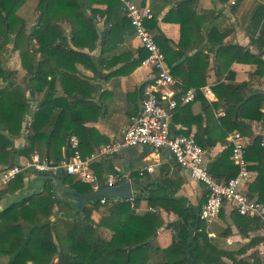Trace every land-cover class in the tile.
<instances>
[{
	"label": "trees",
	"instance_id": "obj_1",
	"mask_svg": "<svg viewBox=\"0 0 264 264\" xmlns=\"http://www.w3.org/2000/svg\"><path fill=\"white\" fill-rule=\"evenodd\" d=\"M27 1L0 0V164L5 166L17 164L20 157L31 158L35 153L41 160L59 164L64 159V148L71 155L69 139L74 134L78 136V130L72 123L64 122V114L72 109V104L62 106L59 115H55L57 106L61 104L59 99L54 98L56 83L61 78L62 89L73 99H78L79 85L73 84V80L80 82L77 74L80 71L76 65L82 63L95 69L88 51L97 46V15H105L107 22L113 24L108 33L117 31L113 21V17H117L118 23L115 25L121 26L125 32L131 26L134 34L129 18L121 11L120 0H38L35 9L39 11V16L30 26L28 20L19 14ZM145 1L142 0L141 5H145ZM220 1L226 4L229 0ZM241 1L234 0L229 5L233 13L238 11ZM95 3H106L107 9L101 11L94 8ZM196 4L197 0H180L176 7L170 9V14L180 15L175 20L181 29L180 40L175 43L176 49L161 45V38L163 42H169L162 34H155V29L159 30L156 26L159 9L155 11L151 8L154 18L147 24L165 54L172 75L183 80L185 89L196 87L197 98H202L205 110H210L211 114L214 109H224V116L215 120L217 131H212L209 125L211 118H208V125L200 133L196 132L194 138L204 150L213 148L219 142L226 145L216 159L207 165V169L217 181L227 182L239 171L232 160V144L227 141L228 135L239 132L245 137H252V122L264 121V94L253 88L255 76H264V0H253L243 17L250 31L249 45L259 53H252L248 46L226 44L224 37L232 31V26L222 12L212 8L199 14ZM170 16L165 19H171ZM223 23H226V28ZM202 29L207 31L204 38L207 44H191V31L200 33ZM10 51L20 55L22 74L5 67V59ZM210 51L214 52L218 67L227 73L228 80L213 86L217 100L212 104L207 103L198 90L206 83L205 70ZM145 55H141L133 67L139 66ZM184 56L186 59L174 66ZM244 56L256 68L251 72L253 79L237 82L231 67L233 63L244 60ZM194 65L201 66L199 73ZM183 68L186 71H181ZM69 84H73V88ZM39 93H44V99L35 104V94ZM91 93L90 89L89 95ZM175 109H181L180 105ZM25 132L29 147L12 148L13 140ZM184 135H189V132ZM79 141L83 156H88L100 146L87 148L81 139ZM245 158L247 163L251 162L247 165L248 170L256 173L245 192L264 204V136H257L253 142L246 143ZM29 172L32 171L22 172L1 189L0 197L23 188L24 178ZM58 176L63 181L71 175L61 171ZM97 177L99 179L100 176ZM42 180L40 191L0 210V264H228L224 257L232 260L230 264H252L251 259L258 257L255 252L236 258V255L251 248L252 243L237 251L217 248L206 232V222L199 219L202 206L185 207L179 200L168 198L160 192L149 195L150 205L154 208L163 205L169 211H175L180 218L179 229L173 233L169 247L161 248L156 242L157 233L164 225L160 213H136L141 196L133 201L106 198L105 203H101V200L91 203L97 208L105 207L102 227L113 232L110 238H106L99 226L80 215L75 205L55 197L53 180ZM69 183L80 193L94 191L90 184L74 181V178ZM167 201L170 205L166 204ZM56 207L58 215L54 218ZM234 212L240 216L238 226L242 227L240 232L243 235H247L249 230L264 228L259 218L241 215L236 210ZM259 240L262 238H253V241Z\"/></svg>",
	"mask_w": 264,
	"mask_h": 264
},
{
	"label": "crops",
	"instance_id": "obj_2",
	"mask_svg": "<svg viewBox=\"0 0 264 264\" xmlns=\"http://www.w3.org/2000/svg\"><path fill=\"white\" fill-rule=\"evenodd\" d=\"M141 1L142 0H136L138 4H141ZM179 1L180 0L145 1V5L150 6L152 9H155V11H158V9L160 10L157 16L158 23L156 25L159 30L155 29V34H162L165 37V40L168 41L169 44L163 42L161 38V45H165L167 48L172 46L176 49L175 43H178L181 37L180 24L175 21L180 15L176 13L170 14V9L176 7ZM233 1L234 0H229L228 3L223 4L220 0H197L196 10L199 14L204 10H211L212 8L216 11L220 10L226 21L232 26V31L225 35L224 42L226 44L237 43L242 46H248L252 53H259L254 46L249 45L250 31L246 26L247 23L243 21V17L253 0L241 1L236 13H233L229 6ZM93 7L105 11L107 9V4L95 3ZM169 16L171 19H165V17ZM113 19L117 31L110 34L108 31L111 30L113 24L107 22L105 15H97L96 17L95 23L99 35L98 42L94 50L88 51V54L93 58L95 69H90L82 63L76 65L77 69L80 71L77 73L80 82L73 80V84L79 85L78 99H73L71 95L62 89L61 78H59L56 83L54 98L59 99L61 104L57 106L55 115H59L58 113L63 109L62 106L67 107L69 104H72V109L64 114V122L68 124L72 123L77 127L78 136L74 135L78 140L81 139L84 147L87 148L101 146L122 135L123 131L141 110L144 88L151 81L153 76L152 68L143 63V60L147 56V51L141 46L135 33L133 34L131 26H129V29L125 32L121 26L115 25L118 23L117 17H113ZM209 21L208 19L207 22ZM150 22H152V20H150L149 23ZM224 26L225 28L227 27L226 23ZM205 30L206 29H202L200 33L192 30L189 36V42L191 44H207L206 40H204L207 36V31ZM141 48H143V50H141ZM193 52L194 51L190 54ZM204 52L207 53V50ZM144 53H146V55L142 63L137 67H133L138 58L141 55L143 56ZM208 54L209 64L205 70L206 83L200 86L198 90L201 92L205 101L212 104L217 100L215 93L213 97H206L201 91V88L210 86L213 89V86L218 82H227L228 80L226 79L227 73L221 71L218 67L214 52L210 51ZM12 57L18 58L17 54H12ZM262 57L264 58V53ZM184 58L186 59V56H184ZM244 58V60L233 63L231 67V70L235 71L237 82L250 80L252 78L251 72L256 68L255 65L247 61L246 56H244ZM178 61L174 66L179 64ZM5 67L8 70L18 71L20 74L23 73L20 59L13 61V63H10L8 60ZM193 67L197 73L201 71V66L194 65ZM181 71H186V68L181 69ZM197 73L195 74L196 76ZM175 79L177 82L173 84V88L176 91V97H179L187 89L183 87V80L181 78ZM17 82L23 85L21 81L18 80ZM253 83V88L264 94V76H255ZM0 84H2V82H0ZM73 84H69V87L73 88ZM190 88L196 90V97L193 101L189 102V104H181V109L173 110L170 123L171 133L176 135L189 132V135L194 136L196 132L200 133L208 125V118H211L209 125L212 131H217L218 128L215 124V120L224 116V109H214L211 114L210 110H205L202 98H197V88ZM90 89L92 93L89 95ZM42 99H44V93L35 94V104ZM262 111L264 112V106ZM252 130L253 136L246 137V143L253 142L254 138L257 136H264V121H253ZM230 134L227 137L228 143ZM204 136L206 137L207 135L205 134ZM105 140L107 142L103 143ZM26 146L29 147L27 132L13 140L12 148L14 149H20ZM225 148L226 145L219 142L213 148L205 150L206 165L214 161ZM63 154L64 159L70 156L65 148ZM34 155L38 154L35 153L31 155V158L20 157L17 164H25L30 161ZM250 163L251 162H248V164ZM149 165L153 166L152 171L146 169ZM4 167L6 166L0 164V169ZM91 171L97 176H100L98 179L99 188L109 186L110 183H112V186H120L126 182L127 186L123 191L130 192V195L124 199L113 198L114 200L129 199L133 201L137 196H141L142 198L139 200L138 207H136V213L138 215H143L147 212L160 213L164 225L157 233L156 242L161 248H167L172 244L173 233L179 229L180 218L175 211H169L163 205H158L157 208L152 207L148 200L149 195H151V193L160 192L161 194H165L168 198L179 200L185 207L197 208L203 206L206 202V186L201 182L192 180L188 170L180 166L173 155L164 148L155 149L146 145L126 147L113 156L104 157L94 162L91 165ZM249 171L250 177L244 186L246 192L256 176L254 171ZM55 176L57 178L59 177L58 172ZM71 178H74V181L79 180L73 175L67 177V180L63 179V181L58 178L59 185L54 195L56 198L58 196L59 198L57 199L60 201H75L76 199L72 195L73 190L80 193L76 188L70 186L69 180ZM42 179L43 178H40L35 171L29 172L24 178L23 188L14 193H8L0 197V210L14 201H18L21 198L40 191L43 187ZM54 184L56 185L55 181ZM90 185L92 186V184ZM94 191H96V189H94ZM95 201L97 200L86 201L82 210L77 209L80 211L81 216H85L93 224L100 227L104 237L110 238L113 232L108 228L102 227L106 213L105 207L103 208L102 206V208H97L95 205L91 204ZM162 202L165 203L164 201ZM166 204L170 205V202L167 201ZM57 210L58 208L56 207L54 218L58 215ZM238 223H240V216L234 212L229 202H225L219 217L211 223H206V232L212 244L222 250L237 251L244 245L252 243L251 248L243 254L236 255V258L240 259L257 252L258 257L251 259L253 262L252 264H264V228H260L256 231L249 230L247 235H243L240 232V228L242 227L238 226ZM247 228L244 230H247ZM257 237L262 238V240L253 241V238ZM223 260L228 264L232 262L229 257H224Z\"/></svg>",
	"mask_w": 264,
	"mask_h": 264
},
{
	"label": "built area",
	"instance_id": "obj_3",
	"mask_svg": "<svg viewBox=\"0 0 264 264\" xmlns=\"http://www.w3.org/2000/svg\"><path fill=\"white\" fill-rule=\"evenodd\" d=\"M121 11L130 20L134 33L141 46L147 51L143 63L152 68L153 76L143 92L141 110L123 131L122 135L111 142L83 156L80 143L75 135L69 139L71 155L59 164H51L41 160L38 155L25 164H13L0 169V190L7 187L24 171H36L41 174H56L59 171L76 176L80 181L92 184L99 189V180L91 171V165L97 160L113 156L122 149L136 145H146L155 149H167L183 168L187 169L192 180L203 183L207 188L205 204L199 212V219L211 223L216 220L225 202L241 215L257 217L264 226V204L250 197L244 186L250 177L245 158L246 137L239 132L229 136L232 144V160L238 166L236 176L227 182L217 181L207 169L205 150L196 142L193 135L172 134L170 123L173 110L181 104L189 103L196 97L193 88L185 90L179 97L173 84L177 82L171 73V67L166 63L165 54L158 45L154 33L148 27V22L154 18L148 5H141L136 0H120ZM201 91L206 97H213L214 91L210 86H204ZM153 170V166L146 168ZM112 183H110L111 185ZM105 203L106 198H101Z\"/></svg>",
	"mask_w": 264,
	"mask_h": 264
},
{
	"label": "water",
	"instance_id": "obj_4",
	"mask_svg": "<svg viewBox=\"0 0 264 264\" xmlns=\"http://www.w3.org/2000/svg\"><path fill=\"white\" fill-rule=\"evenodd\" d=\"M185 58H181L178 63L182 60H184ZM40 178H44V179H51L53 181L56 182V185L53 187V193L56 194V189L59 185V180L58 178L55 176V174L52 173H45L42 176H40ZM127 186L126 182H124L122 185L120 186H103L102 188H99L98 190L94 191V192H88V193H78L77 191L73 190V196L75 197V201L73 200H65L68 203H71L73 205H75L78 209L82 210L84 203L86 201H90V200H100L101 198H121L124 199L126 197H128L130 195V192H124L123 189ZM57 198H59L57 196Z\"/></svg>",
	"mask_w": 264,
	"mask_h": 264
},
{
	"label": "rangeland",
	"instance_id": "obj_5",
	"mask_svg": "<svg viewBox=\"0 0 264 264\" xmlns=\"http://www.w3.org/2000/svg\"><path fill=\"white\" fill-rule=\"evenodd\" d=\"M37 2L38 0H28L27 3L19 10V14L28 20L29 26L33 24L35 19L39 16V11L35 9ZM12 54H17L18 58L16 57L13 58ZM19 59L21 61V58L18 52L10 51L8 55L6 56L5 66L8 60L10 61V63H13V61H17Z\"/></svg>",
	"mask_w": 264,
	"mask_h": 264
}]
</instances>
